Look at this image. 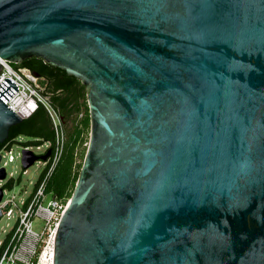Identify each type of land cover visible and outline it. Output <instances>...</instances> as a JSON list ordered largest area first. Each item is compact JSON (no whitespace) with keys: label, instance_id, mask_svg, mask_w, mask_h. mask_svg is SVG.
Segmentation results:
<instances>
[{"label":"water","instance_id":"water-1","mask_svg":"<svg viewBox=\"0 0 264 264\" xmlns=\"http://www.w3.org/2000/svg\"><path fill=\"white\" fill-rule=\"evenodd\" d=\"M33 56L87 90L52 264H264V0H0V61Z\"/></svg>","mask_w":264,"mask_h":264},{"label":"built area","instance_id":"built-area-1","mask_svg":"<svg viewBox=\"0 0 264 264\" xmlns=\"http://www.w3.org/2000/svg\"><path fill=\"white\" fill-rule=\"evenodd\" d=\"M0 65V82L9 78L18 87L5 102L7 107L24 119L35 112L38 105H42L54 131L53 140L42 139L34 144L24 143L16 154L13 151V143L19 141L21 134L0 147V169L4 167L6 172L5 176L0 178V218L13 217L11 223L6 222L8 228L2 229L4 236L0 239V264H52L55 232L70 198L55 195L47 198L46 183L61 158L66 138L65 126L58 109L42 94L35 82L38 78L32 76L28 69H17L6 60L2 59ZM23 149H29L37 155L50 151L45 159L34 160L41 166V170L32 182L31 191L17 198L16 193L12 191L15 178L12 172H7L6 164L17 156H22ZM26 171L27 168L22 169V172ZM35 218L43 221L41 227H34Z\"/></svg>","mask_w":264,"mask_h":264},{"label":"trees","instance_id":"trees-1","mask_svg":"<svg viewBox=\"0 0 264 264\" xmlns=\"http://www.w3.org/2000/svg\"><path fill=\"white\" fill-rule=\"evenodd\" d=\"M11 65L17 69L37 72L42 94L58 109L64 126L71 123L70 127H65L66 138L61 158L46 183V191L52 195L70 197L84 156L81 152L80 159L78 158V146L82 142L83 134L89 129L87 90L78 78L37 56ZM20 134L33 137L32 141L35 143L42 139H54L49 116L42 105H38L35 112L20 123L11 126L8 137L0 143V147Z\"/></svg>","mask_w":264,"mask_h":264},{"label":"rangeland","instance_id":"rangeland-1","mask_svg":"<svg viewBox=\"0 0 264 264\" xmlns=\"http://www.w3.org/2000/svg\"><path fill=\"white\" fill-rule=\"evenodd\" d=\"M39 87L42 89V86L38 83V80L35 81ZM71 123L68 122L66 124V128L70 127ZM90 130L86 133L83 134L82 136V142L78 146V158L80 157V153L82 152L84 154V151L86 150L87 147V142L89 140V132ZM33 137L21 134L20 137L18 138L19 141H15L13 143V151L16 154L17 151L21 150V146L24 143H32L34 144V141H32ZM80 159V158H79ZM22 164H21V156H17L13 161H9L6 164V170L7 172H12L14 178H15V183L12 188V191L16 193V197L18 198L19 196H25L29 191H31L33 187V181L36 180L38 176V172L41 170V166L38 165V163L35 161L31 165L27 167L26 172H22ZM25 190V191H24ZM52 196L51 192L47 191V198ZM11 223L13 221V217L11 218H6L5 216H2L0 218V239L3 238L4 236V231L2 230L3 228H8L6 225V222ZM43 221L39 218L34 219V227L39 228L41 227V224ZM47 263V262H46ZM45 263V264H46Z\"/></svg>","mask_w":264,"mask_h":264}]
</instances>
